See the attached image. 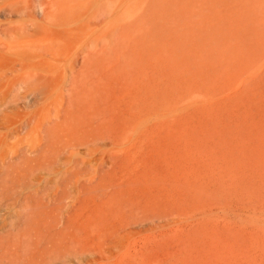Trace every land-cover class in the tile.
I'll list each match as a JSON object with an SVG mask.
<instances>
[{
  "label": "rangeland",
  "instance_id": "374dc122",
  "mask_svg": "<svg viewBox=\"0 0 264 264\" xmlns=\"http://www.w3.org/2000/svg\"><path fill=\"white\" fill-rule=\"evenodd\" d=\"M0 223L83 264H264V0H0Z\"/></svg>",
  "mask_w": 264,
  "mask_h": 264
},
{
  "label": "bare ground",
  "instance_id": "6f19581e",
  "mask_svg": "<svg viewBox=\"0 0 264 264\" xmlns=\"http://www.w3.org/2000/svg\"><path fill=\"white\" fill-rule=\"evenodd\" d=\"M6 227H7L6 224L0 223V231L4 230ZM8 232H11V231L7 230V233ZM5 235H4V237H0V264H83V262L87 263L89 261L88 260L89 258L85 253L90 251V249L89 250L87 249L88 251L85 253H83V251L71 252V251H59V250H51V251H47V250L39 251V250H37V251H31V252H25V253H22L23 252L22 251L21 253H16L12 249V246L15 244V243L12 244L13 241L11 240L12 239L11 237H13V236L10 237L9 234H7L6 236ZM22 237H24V236H22ZM23 241H24V239H23ZM76 241H77L76 243L80 242V241L78 242V240H76ZM19 244H21V243H19ZM64 244H66V243H64ZM82 249H84V248H82ZM84 251H86V250H84ZM197 255H199V254H197ZM200 257H201V255H200ZM195 260H197V259H195Z\"/></svg>",
  "mask_w": 264,
  "mask_h": 264
}]
</instances>
